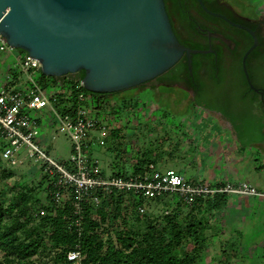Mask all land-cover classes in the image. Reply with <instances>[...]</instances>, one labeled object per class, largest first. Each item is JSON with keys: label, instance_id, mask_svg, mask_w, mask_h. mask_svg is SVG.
I'll use <instances>...</instances> for the list:
<instances>
[{"label": "rangeland", "instance_id": "374dc122", "mask_svg": "<svg viewBox=\"0 0 264 264\" xmlns=\"http://www.w3.org/2000/svg\"><path fill=\"white\" fill-rule=\"evenodd\" d=\"M220 1L223 6H219L229 13L235 16L237 13L242 14L243 17L240 19L253 24L260 22L259 30L264 39V0ZM12 52L18 54V58H22L24 53L17 48ZM15 58L7 50L0 53V86L5 83L12 84L17 79L19 74L14 66ZM38 78L46 88V93L52 94L62 90L56 78L43 73L39 74ZM18 80L24 82L23 77ZM147 87L148 84H144L132 90H123L119 94L121 98L128 94L134 98L140 93L130 104L114 101L112 94L108 96L107 103H104L101 97L102 108L96 106L95 98L85 90V106L92 108L93 114L107 125L109 131L106 145H91L92 157L99 161L103 174L111 175L113 172L122 171L129 175L132 173V165L147 153L160 169L172 168L192 182L209 183L213 182L211 177L217 176L224 178L223 181L246 180L257 186L262 185L264 153L259 152L254 146L238 143L234 126L224 117L213 111L190 109L185 105L190 100L185 98L186 96L183 97L185 94L178 93L176 103L179 102V106L165 101L164 96L159 99L157 94V100L154 101L152 95L143 93ZM179 97L184 99L181 100ZM159 100L161 102H158ZM144 101L147 106L143 109L145 111L133 106L134 102L139 105ZM260 114L263 115L262 111L258 117L262 120L258 119V122L263 123L264 116ZM31 116H37L42 123L39 141L46 147L48 155L61 163L68 162L72 153V142L64 134L56 132L59 124L55 121L54 114L47 111L41 114L32 112ZM53 134L56 135L55 139L52 138ZM243 134L246 138L247 132L243 131ZM249 134L256 137L258 132ZM251 136L248 135V139ZM7 171L11 174L3 179L4 189L8 191L14 186L17 190L26 191L31 197L34 209L47 204L49 201L47 180L37 163L28 160L23 165ZM207 178L209 180H205ZM171 199L172 201H167V204L150 201L144 203L147 209L145 217L149 221L158 220L163 212L172 209L179 212L182 223L189 220L190 212L196 218L207 219L208 227L206 226L204 239L200 242L196 264H264L263 214L261 217L257 213L254 217L247 218L245 222L244 220L239 222L238 228H235L231 222L222 223L221 220H217V212L211 213L209 209L203 213L197 212L194 208L176 202L178 199L176 196ZM128 209L129 213L134 210ZM184 245L191 250L193 241L189 239ZM1 259L0 251V261Z\"/></svg>", "mask_w": 264, "mask_h": 264}, {"label": "built area", "instance_id": "2783aa9c", "mask_svg": "<svg viewBox=\"0 0 264 264\" xmlns=\"http://www.w3.org/2000/svg\"><path fill=\"white\" fill-rule=\"evenodd\" d=\"M13 49L0 34V53L7 50L16 57L14 66L19 74L14 83L0 86V171L18 167L28 160L37 163L47 180L51 202L69 206L68 227L77 235L82 231L86 207H99L102 199L113 192H133L146 200L176 196L186 205H193L199 197L221 192L264 198V188L245 180L225 181L218 186L191 182L176 170H163L154 163H149L137 174H103L99 161L92 157L91 145H106L109 131L107 125L93 114L92 108L85 106L86 93L81 79L73 74L63 75L56 79L62 90L48 94L38 78L43 73L41 63L25 51L22 58H18ZM20 77L24 82L18 80ZM44 111L54 114L59 124L56 132L72 142L68 162L54 160L39 141L42 123L31 113ZM55 137L53 134L52 138ZM137 210L143 213L147 209L139 205ZM45 213L43 208L39 209L40 215ZM66 257L69 264H84L85 253L77 243L66 252Z\"/></svg>", "mask_w": 264, "mask_h": 264}, {"label": "water", "instance_id": "95a60500", "mask_svg": "<svg viewBox=\"0 0 264 264\" xmlns=\"http://www.w3.org/2000/svg\"><path fill=\"white\" fill-rule=\"evenodd\" d=\"M240 26L253 38L242 58L245 78L264 109V88L253 85L245 67L257 37ZM0 34L11 47L41 63L47 76L84 71V88L96 93L145 83L184 53L190 68V55L203 52L179 42L164 0H0Z\"/></svg>", "mask_w": 264, "mask_h": 264}, {"label": "trees", "instance_id": "16d2710c", "mask_svg": "<svg viewBox=\"0 0 264 264\" xmlns=\"http://www.w3.org/2000/svg\"><path fill=\"white\" fill-rule=\"evenodd\" d=\"M192 66L194 69V60ZM183 68L189 74L187 62H184ZM73 75L82 79L84 71ZM90 93L95 98L96 106L100 108L101 97L107 103L110 94L114 101L129 104L139 96L137 94L132 98L128 94L121 98L119 94L122 91ZM143 93L150 95L148 91ZM133 106L138 110L147 107L145 101L139 105L134 102ZM224 114L234 127H239L241 135L244 136L243 131L250 132L253 123L239 124L229 114ZM253 127L254 124L252 129ZM149 156L145 153L143 158L138 159L132 165L131 174L143 172L149 163L156 164ZM10 174L7 170L0 171V264H69L66 252L77 243L85 253L84 264H196L197 252L208 224L207 219L196 218L190 212L189 220L182 223L179 212L171 209L168 213L163 212L158 220L149 221L145 217L147 211L140 213L137 210L139 205H145L148 201L167 204L164 199L168 197L146 200L133 192H113L102 199L99 207H86L82 231L77 235L68 227L71 212L67 204L54 205L47 193V204L34 209L31 197L26 191L17 190L14 186L8 191L4 189L3 179ZM113 175L124 176L126 172H113ZM223 182L225 181L219 180L209 183L218 186ZM230 196L232 195L221 192L199 197L193 205H186L179 199L176 202L194 208L197 212L203 213L209 209L211 213L217 212L216 214L224 217L223 211L227 209ZM254 198L258 201L264 199ZM40 208L45 210L44 215L39 214ZM128 208L134 209L131 214ZM189 239L193 241L191 250L184 245Z\"/></svg>", "mask_w": 264, "mask_h": 264}, {"label": "flooded vegetation", "instance_id": "af4514ba", "mask_svg": "<svg viewBox=\"0 0 264 264\" xmlns=\"http://www.w3.org/2000/svg\"><path fill=\"white\" fill-rule=\"evenodd\" d=\"M202 1L209 12L224 17L209 13L198 0H164L179 42L188 48L203 51L190 55L189 74L183 68L184 62H187L184 53L169 69L138 86L148 84L145 91L153 96L154 101L157 94L159 99L164 96L165 101L176 103L178 93L185 94L183 97L190 99L186 106L218 113L230 125L233 124L224 112L236 119V123L258 124L259 113L262 111L260 116H264V109L259 93L251 89L246 81L242 62L253 38L240 25L252 29L257 37V45L247 55L245 67L253 85L264 88V39L259 30L260 22L253 24L242 20L243 15L234 9L232 11L238 17L229 13L219 6L222 5L220 0ZM176 104L180 105L179 102Z\"/></svg>", "mask_w": 264, "mask_h": 264}, {"label": "crops", "instance_id": "0c3cea01", "mask_svg": "<svg viewBox=\"0 0 264 264\" xmlns=\"http://www.w3.org/2000/svg\"><path fill=\"white\" fill-rule=\"evenodd\" d=\"M260 120H262V118ZM234 129L237 135L236 141L238 143L242 145L246 143V145L254 146L255 148H257L259 152L264 153V122L263 123L259 122V125L257 124V126H254L253 129L250 128V132L247 133L246 138L245 136L241 135L238 126L234 127ZM256 132H258V135L256 137H252L249 134V133L254 134ZM248 135L251 136L250 139H248ZM211 178H213V181L224 180V178H220L217 176L211 177ZM205 180H209V178ZM257 182L259 183V180ZM250 183L253 184L252 182ZM261 184L262 185H258V186L255 184L253 185H255L258 188L261 187L263 189L264 188V177H263ZM164 200H166V202L167 201L169 202V200L171 201L172 199L168 197V198H165ZM223 212L225 216L221 217L220 215L217 214L216 216L218 218L216 219L221 220L222 223L231 222L232 226H235L236 228L239 222H243V220L245 222L247 218L254 217L257 213L260 214L261 217L264 215V199L262 201H258L254 197H238V196L232 195L228 199L227 209ZM236 232H238V230H236ZM240 233L241 232H239V234Z\"/></svg>", "mask_w": 264, "mask_h": 264}]
</instances>
